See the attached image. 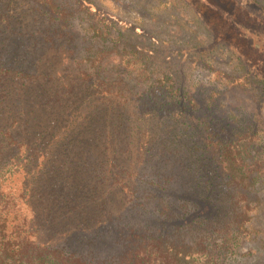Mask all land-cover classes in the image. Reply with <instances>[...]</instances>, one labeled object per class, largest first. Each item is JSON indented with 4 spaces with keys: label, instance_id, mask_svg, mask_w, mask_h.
Listing matches in <instances>:
<instances>
[{
    "label": "trees",
    "instance_id": "1",
    "mask_svg": "<svg viewBox=\"0 0 264 264\" xmlns=\"http://www.w3.org/2000/svg\"><path fill=\"white\" fill-rule=\"evenodd\" d=\"M31 1L40 27L28 32L12 1H0V264H229L247 242L264 250L258 129L232 138L225 127L190 123L182 75L111 38L100 27L108 22L84 29V48L67 53L75 73L55 81L32 58L45 43L63 49L59 30L75 11ZM252 46L264 52L262 39ZM132 146L153 154L156 179L142 174L138 202L115 216L109 198L98 204L90 190L125 167Z\"/></svg>",
    "mask_w": 264,
    "mask_h": 264
},
{
    "label": "rangeland",
    "instance_id": "2",
    "mask_svg": "<svg viewBox=\"0 0 264 264\" xmlns=\"http://www.w3.org/2000/svg\"><path fill=\"white\" fill-rule=\"evenodd\" d=\"M11 1L24 20L22 30H37L40 26L36 20L40 22V16L33 11L36 9L33 2ZM53 1L60 8L75 11V20L66 30H59L66 33L60 36L61 43L55 36V42L58 41L63 49L57 51L45 43L39 47L32 62H40L42 69H50L56 75L55 81L62 79L67 83L75 73L72 57L67 53L84 48V29L96 21L108 22L100 27L111 38L138 44L153 53L155 67L170 68L182 75L186 105L194 110L190 113V123L204 120L203 123L212 128L225 127L226 137L232 138L247 128L258 129L256 142H261V148H264V52L252 46L253 37L264 43V0ZM207 3L218 6L219 16L206 8ZM81 4L89 8V15L83 9L78 10ZM199 9L205 12L204 17L199 14ZM211 13L219 20L217 29L211 28L214 23L211 27L208 25L212 20ZM53 29L58 30L57 27ZM232 37H235V44L230 41ZM41 120L39 128L46 123L42 117ZM132 147L130 156L121 155V165L125 167L117 170L104 184L95 180L90 190L97 192L98 204L103 203L104 195L109 198L105 202L106 212L111 211L115 216L131 211L129 202L137 201L132 195L133 183L138 182L142 174L144 178L147 174L149 179L154 178L150 172L153 171V158L150 157L153 154L143 155L144 152ZM139 209H134L133 213L137 214ZM259 247L260 243L256 241L245 243L229 264H264V250Z\"/></svg>",
    "mask_w": 264,
    "mask_h": 264
}]
</instances>
